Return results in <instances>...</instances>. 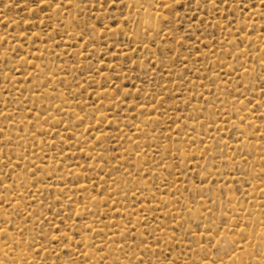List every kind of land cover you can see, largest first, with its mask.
Segmentation results:
<instances>
[{
    "label": "rangeland",
    "instance_id": "obj_1",
    "mask_svg": "<svg viewBox=\"0 0 264 264\" xmlns=\"http://www.w3.org/2000/svg\"><path fill=\"white\" fill-rule=\"evenodd\" d=\"M261 229L264 0H0V264H264Z\"/></svg>",
    "mask_w": 264,
    "mask_h": 264
},
{
    "label": "bare ground",
    "instance_id": "obj_2",
    "mask_svg": "<svg viewBox=\"0 0 264 264\" xmlns=\"http://www.w3.org/2000/svg\"><path fill=\"white\" fill-rule=\"evenodd\" d=\"M241 145H242V143H241ZM255 202V201H254ZM262 230V232L261 233H264V230L263 229H261ZM4 231V230H3ZM6 231V230H5ZM245 244H247V243H245ZM247 246V245H246ZM246 248H248V246L246 247ZM244 250H246V249H244ZM6 251V249L4 248V246L2 245V244H0V255H2L4 252ZM246 252V251H245ZM22 256H23V254H22Z\"/></svg>",
    "mask_w": 264,
    "mask_h": 264
}]
</instances>
